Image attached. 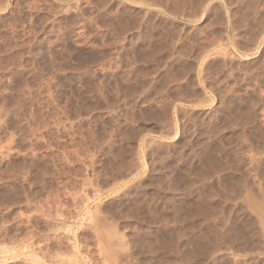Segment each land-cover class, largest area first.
<instances>
[{"label":"rangeland","instance_id":"rangeland-1","mask_svg":"<svg viewBox=\"0 0 264 264\" xmlns=\"http://www.w3.org/2000/svg\"><path fill=\"white\" fill-rule=\"evenodd\" d=\"M74 262L264 264V0H0V264Z\"/></svg>","mask_w":264,"mask_h":264},{"label":"bare ground","instance_id":"bare-ground-1","mask_svg":"<svg viewBox=\"0 0 264 264\" xmlns=\"http://www.w3.org/2000/svg\"><path fill=\"white\" fill-rule=\"evenodd\" d=\"M198 49V48H197ZM199 54V53H198ZM74 264H77L76 262H74Z\"/></svg>","mask_w":264,"mask_h":264}]
</instances>
